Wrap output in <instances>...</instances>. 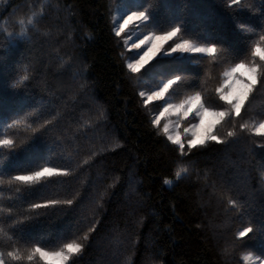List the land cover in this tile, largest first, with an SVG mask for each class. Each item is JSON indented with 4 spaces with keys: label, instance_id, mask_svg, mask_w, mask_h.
I'll use <instances>...</instances> for the list:
<instances>
[{
    "label": "trees",
    "instance_id": "1",
    "mask_svg": "<svg viewBox=\"0 0 264 264\" xmlns=\"http://www.w3.org/2000/svg\"><path fill=\"white\" fill-rule=\"evenodd\" d=\"M118 3L147 10V33L180 27V39L213 44L216 56L161 54L129 73L131 53L114 30ZM262 34L264 0H0V140L13 141L0 147L7 264H41L12 261L9 251L72 241L84 248L69 264H245V252L264 259V137L241 129L264 119V86L240 117L218 125L225 143L185 145L184 155L152 126L165 101L145 107L139 96L179 75L167 103L200 92L206 106L226 110L216 92L223 73L251 59ZM44 167L69 175L8 183ZM180 168L187 172L176 179ZM49 201L61 203L32 207ZM244 227L254 233L241 241Z\"/></svg>",
    "mask_w": 264,
    "mask_h": 264
},
{
    "label": "snow or ice",
    "instance_id": "2",
    "mask_svg": "<svg viewBox=\"0 0 264 264\" xmlns=\"http://www.w3.org/2000/svg\"><path fill=\"white\" fill-rule=\"evenodd\" d=\"M241 0H232V5H240ZM145 11H133L122 18L123 22L119 23V26L115 28L116 37H120L129 25L133 22L144 23L149 19L148 14ZM35 15V14H34ZM21 24L24 23L22 20ZM28 25L34 26V20L29 17L27 20ZM26 33V29H21V35ZM181 28L174 27L170 31L164 32H149L143 37L132 43L131 48L137 50L139 54L140 49H145L142 54H139L138 59H131L127 64V70L129 73L135 75L141 71L152 59L159 55L172 56L173 54H192L199 53L208 57H215L218 49L213 44L206 46L196 45L187 39H180ZM128 39H132L129 37ZM179 40V42L170 43ZM127 40L125 43L127 44ZM251 59L245 61L241 60L239 63H235L231 68L223 73L224 79L220 86L216 89L219 99L223 101L228 107L226 110L217 111L211 107L206 106L200 92H195L185 99L181 100L178 104H171L166 102V97L174 85H177L181 81L182 77L177 75L172 79L165 80L155 90L145 92L140 91L139 96L145 107H148L153 101H165L163 105L159 107V115L155 116L151 123L152 126L158 128L161 124V120L169 117L176 116L180 120H188L189 117H193L198 122H192L190 127L184 129V134L188 137L186 140L187 150L190 152L194 148L203 147L208 142H215L217 144L225 143L217 134L216 130L229 116L235 118L240 117L242 110L245 109L250 97L257 90V86H264V34L260 36V40L254 43L250 49ZM161 73L167 71V68L161 66ZM24 79H27L25 76ZM15 123H20L16 121ZM177 127H179L177 125ZM241 129H247L253 132L254 135L264 137V119L260 120L254 127L248 125L247 122L241 125ZM162 133L167 137V140L178 146L181 155L185 153V142L179 131L175 133L170 131L168 123L163 124L161 129ZM228 137H235L234 131L227 133ZM13 141L10 139L0 140V147H12ZM187 168H180L175 172L176 179L181 178L182 173H186ZM68 171H62L56 168L44 167L39 171L32 172L29 175H16L8 183H18L23 185H34L39 183L42 178L51 176H67ZM2 183V182H0ZM165 185H171L172 181L165 179L163 181ZM17 191L19 189L17 188ZM61 203L60 201H49L46 204L36 203L32 207L34 209H40L43 207H50L55 204ZM63 203L71 205L72 200L64 201ZM22 223V221H15L14 224ZM94 231V227L89 232ZM3 232V229H0ZM250 233H254L253 227H244L243 230L238 231L237 239L243 241L245 237H249ZM9 239H12L9 237ZM84 241L89 239V234H85L82 238ZM84 245L77 241L65 243L61 248L50 251L41 246H35L24 250L22 254L18 250L7 252V257L12 261H20L27 259L28 261H36L37 259L41 264H69L70 259L79 255L83 251ZM242 259L245 264H255L252 255H244ZM255 260L259 261V264H264V259L256 257ZM0 264H7L4 258V253L0 252Z\"/></svg>",
    "mask_w": 264,
    "mask_h": 264
},
{
    "label": "rangeland",
    "instance_id": "3",
    "mask_svg": "<svg viewBox=\"0 0 264 264\" xmlns=\"http://www.w3.org/2000/svg\"><path fill=\"white\" fill-rule=\"evenodd\" d=\"M128 14H131V11L129 10V7L127 6V4L118 3V4L115 5L114 14H113L114 30H115L116 27L119 26V23L123 22L122 18L124 16L128 15ZM144 23L133 22L132 24L129 25V28L126 29L125 32L121 34L122 45L124 46L126 52L131 53V55L128 56L127 59H126V64L133 58L138 59L139 58V54H142V52L145 50L143 48L140 49L139 50V54H138L136 49L131 48V45H132L133 42L138 41V39H143V37L148 34L144 30V28L142 27V25ZM129 37H131L132 39H128ZM126 40L128 41L127 44L125 43ZM200 46H205V45H200ZM192 54L203 55V54H199V53H192ZM192 54H183V55L177 54V55L187 56V55H192ZM145 92H149V91H145ZM172 104H178V103H172ZM217 111H219V110H217ZM157 115H159V113L156 114L155 116H157ZM192 122H198V121H196L193 117H189L188 120H180L176 116H169V117H166V118L161 120V124H160L159 127H160V129H162L163 128V124L164 123H168L169 126H170V131L171 132L175 133L176 131H179L181 133L182 137L184 138L185 145H186V140H187L188 137L186 136V134H184V129L187 128V127H190V124ZM256 124H254L252 127H254ZM177 125L179 127H177ZM244 255H252L253 259L255 261V264H259V261L255 260V258L257 257L255 254L249 253V252L242 253L241 254V259H242V257ZM242 261L245 263V261L243 259H242Z\"/></svg>",
    "mask_w": 264,
    "mask_h": 264
}]
</instances>
